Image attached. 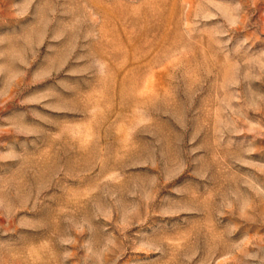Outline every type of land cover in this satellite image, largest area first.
Masks as SVG:
<instances>
[{
    "label": "rangeland",
    "instance_id": "374dc122",
    "mask_svg": "<svg viewBox=\"0 0 264 264\" xmlns=\"http://www.w3.org/2000/svg\"><path fill=\"white\" fill-rule=\"evenodd\" d=\"M0 264H264V0H0Z\"/></svg>",
    "mask_w": 264,
    "mask_h": 264
}]
</instances>
